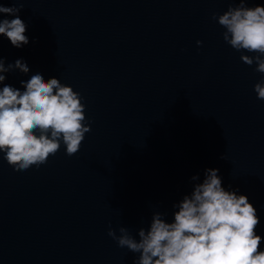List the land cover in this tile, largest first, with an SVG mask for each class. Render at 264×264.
Instances as JSON below:
<instances>
[{"label":"water","instance_id":"95a60500","mask_svg":"<svg viewBox=\"0 0 264 264\" xmlns=\"http://www.w3.org/2000/svg\"><path fill=\"white\" fill-rule=\"evenodd\" d=\"M0 4H22L29 39L17 48L0 34L5 66L29 68L4 73L0 87L55 77L79 93L91 128L75 155L61 142L39 167L15 170L0 153V264H135L108 229L138 239L155 212L171 222L208 168L254 206L264 251V100L253 89L264 74L213 18L239 0Z\"/></svg>","mask_w":264,"mask_h":264},{"label":"clouds","instance_id":"9594fccd","mask_svg":"<svg viewBox=\"0 0 264 264\" xmlns=\"http://www.w3.org/2000/svg\"><path fill=\"white\" fill-rule=\"evenodd\" d=\"M245 4L246 0H239V6H229L218 16L213 13V18L225 29L224 41L242 51L241 61L249 66L255 62V71L264 74V6ZM21 9L22 4H0V14L14 17L0 19V34L17 48L29 42L27 26L17 15ZM15 69L29 71L20 59L5 66L0 57V84L6 79L4 73ZM20 83L23 91L7 84L0 87L3 159L18 171L39 167L60 150L61 142L66 155H75L85 133L91 131L84 122L85 105L79 93L55 77L45 80L40 72ZM253 89L257 98L264 100V80ZM174 207L177 210L171 222L155 212L149 227L137 230L138 239L123 226L119 235L110 227L108 235L119 247L139 254L135 264H264L262 237L256 233L260 224L256 209L246 195L222 187L218 169H206L203 181L195 183L190 195H184Z\"/></svg>","mask_w":264,"mask_h":264}]
</instances>
